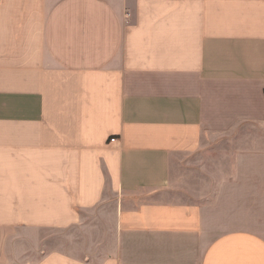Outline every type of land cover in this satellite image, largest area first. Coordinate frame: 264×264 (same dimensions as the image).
<instances>
[{
  "label": "crops",
  "instance_id": "1",
  "mask_svg": "<svg viewBox=\"0 0 264 264\" xmlns=\"http://www.w3.org/2000/svg\"><path fill=\"white\" fill-rule=\"evenodd\" d=\"M0 264H264V0H0Z\"/></svg>",
  "mask_w": 264,
  "mask_h": 264
},
{
  "label": "rangeland",
  "instance_id": "2",
  "mask_svg": "<svg viewBox=\"0 0 264 264\" xmlns=\"http://www.w3.org/2000/svg\"><path fill=\"white\" fill-rule=\"evenodd\" d=\"M223 145V144H219ZM216 147V144L212 146ZM208 154L203 156H199L193 162L195 163V168L199 169V166H203L207 163V166L211 168V163L206 162L208 158ZM206 162V163H205ZM200 164V165H199ZM177 168V167H176ZM212 169V168H211ZM179 172V171H178ZM180 172L181 168H180ZM203 183V182H202ZM209 181H204V185L196 184L198 188L206 189V191L212 189L211 185L208 186ZM194 188L191 189L192 199L195 201H199L201 197H199V192ZM181 190V185H180ZM212 190H210L211 192ZM213 200V197L205 199L203 198V202H208ZM96 221L88 223L86 227L76 226L73 228L63 229V230H47L46 233V248L47 251H54V249H62L64 251H69L73 253L80 254H104L114 247V234L112 231V221L108 222L102 217L101 214H96L94 216Z\"/></svg>",
  "mask_w": 264,
  "mask_h": 264
},
{
  "label": "built area",
  "instance_id": "3",
  "mask_svg": "<svg viewBox=\"0 0 264 264\" xmlns=\"http://www.w3.org/2000/svg\"><path fill=\"white\" fill-rule=\"evenodd\" d=\"M112 140H115V138H112Z\"/></svg>",
  "mask_w": 264,
  "mask_h": 264
}]
</instances>
